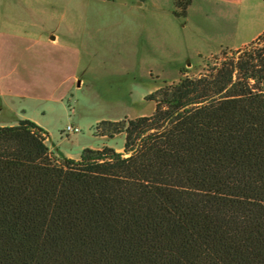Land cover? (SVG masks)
I'll use <instances>...</instances> for the list:
<instances>
[{
  "label": "trees",
  "instance_id": "trees-1",
  "mask_svg": "<svg viewBox=\"0 0 264 264\" xmlns=\"http://www.w3.org/2000/svg\"><path fill=\"white\" fill-rule=\"evenodd\" d=\"M146 99L96 126L122 152L60 157L31 119L0 126V264H264V31Z\"/></svg>",
  "mask_w": 264,
  "mask_h": 264
},
{
  "label": "rangeland",
  "instance_id": "rangeland-1",
  "mask_svg": "<svg viewBox=\"0 0 264 264\" xmlns=\"http://www.w3.org/2000/svg\"><path fill=\"white\" fill-rule=\"evenodd\" d=\"M173 9V0H0V126L31 119L60 157L103 146L122 152L124 134L97 135L99 122L150 115L146 96L247 46L225 47L236 25L246 35L264 25V0L234 11L197 1L189 28Z\"/></svg>",
  "mask_w": 264,
  "mask_h": 264
},
{
  "label": "crops",
  "instance_id": "crops-1",
  "mask_svg": "<svg viewBox=\"0 0 264 264\" xmlns=\"http://www.w3.org/2000/svg\"><path fill=\"white\" fill-rule=\"evenodd\" d=\"M197 1H202V2H207V3H221V4H226L228 6L232 7V11L236 10L235 8L239 7L242 8L244 6V2L246 0H192L190 5L187 7V12L186 15L182 18V21L180 19V27L181 28H189L190 27V22H189V16L191 10H193L196 7ZM231 12L228 10L227 12H224V15L230 14ZM175 17V16H174ZM178 18V17H175ZM264 31V25L260 29L255 30L253 33L250 35L245 34V27H243V24L236 25L235 27V37L232 41H227V45L225 47L227 48H239L242 47L243 45L247 44L248 42L252 41L255 39L259 34H261ZM58 35L55 33L54 35H50V40L52 42V45H57L58 44ZM220 48H223L222 43H219ZM211 54V53H209ZM80 80L78 81V85L80 84ZM18 96V95H17Z\"/></svg>",
  "mask_w": 264,
  "mask_h": 264
},
{
  "label": "built area",
  "instance_id": "built-area-1",
  "mask_svg": "<svg viewBox=\"0 0 264 264\" xmlns=\"http://www.w3.org/2000/svg\"><path fill=\"white\" fill-rule=\"evenodd\" d=\"M65 129L67 132H78L79 131V128L73 125H67Z\"/></svg>",
  "mask_w": 264,
  "mask_h": 264
}]
</instances>
